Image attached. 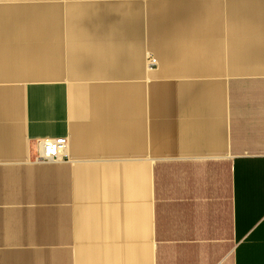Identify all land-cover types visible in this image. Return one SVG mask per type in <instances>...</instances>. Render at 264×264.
Listing matches in <instances>:
<instances>
[{"label":"crops","instance_id":"0c3cea01","mask_svg":"<svg viewBox=\"0 0 264 264\" xmlns=\"http://www.w3.org/2000/svg\"><path fill=\"white\" fill-rule=\"evenodd\" d=\"M0 264H264V0H0Z\"/></svg>","mask_w":264,"mask_h":264},{"label":"built area","instance_id":"2783aa9c","mask_svg":"<svg viewBox=\"0 0 264 264\" xmlns=\"http://www.w3.org/2000/svg\"><path fill=\"white\" fill-rule=\"evenodd\" d=\"M149 64L155 65L157 59L149 57ZM66 137H49L39 139V148L35 155V160L42 163L60 161L63 150L67 147Z\"/></svg>","mask_w":264,"mask_h":264}]
</instances>
